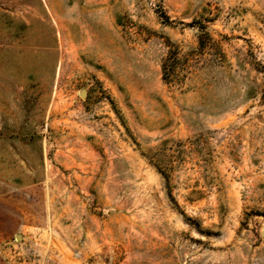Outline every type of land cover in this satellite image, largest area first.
Returning a JSON list of instances; mask_svg holds the SVG:
<instances>
[{"label":"rangeland","instance_id":"obj_1","mask_svg":"<svg viewBox=\"0 0 264 264\" xmlns=\"http://www.w3.org/2000/svg\"><path fill=\"white\" fill-rule=\"evenodd\" d=\"M0 264H264V0H0Z\"/></svg>","mask_w":264,"mask_h":264},{"label":"trees","instance_id":"obj_2","mask_svg":"<svg viewBox=\"0 0 264 264\" xmlns=\"http://www.w3.org/2000/svg\"><path fill=\"white\" fill-rule=\"evenodd\" d=\"M172 70V67L167 65L165 61L162 65V76L164 80L169 79L172 76Z\"/></svg>","mask_w":264,"mask_h":264},{"label":"bare ground","instance_id":"obj_3","mask_svg":"<svg viewBox=\"0 0 264 264\" xmlns=\"http://www.w3.org/2000/svg\"><path fill=\"white\" fill-rule=\"evenodd\" d=\"M58 30L61 31V27L60 26H58Z\"/></svg>","mask_w":264,"mask_h":264},{"label":"water","instance_id":"obj_4","mask_svg":"<svg viewBox=\"0 0 264 264\" xmlns=\"http://www.w3.org/2000/svg\"><path fill=\"white\" fill-rule=\"evenodd\" d=\"M81 95H84V93H81Z\"/></svg>","mask_w":264,"mask_h":264}]
</instances>
